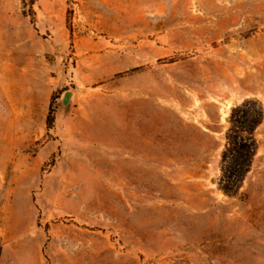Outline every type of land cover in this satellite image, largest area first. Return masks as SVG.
<instances>
[{"label": "rangeland", "instance_id": "rangeland-1", "mask_svg": "<svg viewBox=\"0 0 264 264\" xmlns=\"http://www.w3.org/2000/svg\"><path fill=\"white\" fill-rule=\"evenodd\" d=\"M0 264H264V0H0Z\"/></svg>", "mask_w": 264, "mask_h": 264}, {"label": "trees", "instance_id": "trees-1", "mask_svg": "<svg viewBox=\"0 0 264 264\" xmlns=\"http://www.w3.org/2000/svg\"><path fill=\"white\" fill-rule=\"evenodd\" d=\"M261 119V109L255 103L246 102L231 111L220 159L218 186L224 194H235L250 169L256 150L253 132Z\"/></svg>", "mask_w": 264, "mask_h": 264}, {"label": "water", "instance_id": "water-1", "mask_svg": "<svg viewBox=\"0 0 264 264\" xmlns=\"http://www.w3.org/2000/svg\"><path fill=\"white\" fill-rule=\"evenodd\" d=\"M69 97H70V93L69 92H65L64 95H63V97H62V101H61V104L63 106L66 105V103L69 100Z\"/></svg>", "mask_w": 264, "mask_h": 264}]
</instances>
